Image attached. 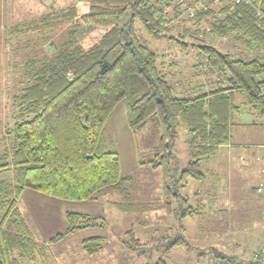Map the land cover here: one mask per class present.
<instances>
[{"label": "trees", "instance_id": "16d2710c", "mask_svg": "<svg viewBox=\"0 0 264 264\" xmlns=\"http://www.w3.org/2000/svg\"><path fill=\"white\" fill-rule=\"evenodd\" d=\"M78 1L88 5L87 14L70 6L13 28L15 33H50L67 26L64 40L50 56L24 63L21 89L12 97L14 123L6 130L5 149L0 153V176L10 175L9 180L0 179V264L46 260L18 207L25 190L72 202L95 200L104 190H112L122 202L130 201L131 179L121 175L118 154L105 150L103 135L121 102L131 131L148 123L158 131L152 159L139 165L161 171L162 206L180 221L198 215L181 191L190 181H205L203 165L230 144L234 115L241 107L237 99L264 118V0H224L219 12L214 10L215 0H193L205 5V10L194 14L196 24H209L214 36H232L255 56L236 59L211 45H198L205 67L218 79L209 90L195 86L182 94L168 82L158 54L136 28L140 24L155 41L170 40L187 47L170 35V20L160 1ZM97 29L103 30L99 38L85 47V39ZM179 129L189 135L190 161L177 177L172 149ZM173 201L177 208L172 207ZM65 221V231L50 243L106 225L102 216L76 212H66ZM184 232L180 225L174 239L164 238L165 254L191 248ZM81 244L82 251L93 257L105 240L94 236ZM123 244L134 250L141 243L132 237Z\"/></svg>", "mask_w": 264, "mask_h": 264}, {"label": "rangeland", "instance_id": "374dc122", "mask_svg": "<svg viewBox=\"0 0 264 264\" xmlns=\"http://www.w3.org/2000/svg\"><path fill=\"white\" fill-rule=\"evenodd\" d=\"M158 1L170 20V35L187 47L183 49L170 40L155 41L147 36L140 24H136V28L158 54V62L164 65L168 82L176 86L179 94L195 86L209 90L218 79L205 67L198 45H211L236 59L254 58V52L232 36H214L209 32V24L193 21L196 12L205 10L204 4H195L193 0H171L170 4L163 5L162 0ZM224 3V0H215L214 10L219 12ZM70 6H76L81 14L88 13V5L78 0H0V153L5 149L6 130L14 123L12 97L21 89L19 79L24 63L30 58L50 56L53 47L64 40L67 26L50 33L48 30L15 33L13 28L38 22L40 17ZM102 31L93 32L85 39L84 46L93 44ZM263 123L261 119V123L256 121L255 125L246 128L243 126L247 122L236 119L231 143L264 140ZM103 135L105 150L118 154L121 175L131 179L132 198L122 202L117 193L104 190L95 200L72 202L25 190L18 207L46 258H38L35 264H155L159 260L168 264H249L257 261L264 264V178L259 177H264L262 155L259 161L249 160L247 168L246 161L229 158L230 146L221 147L203 165L202 170L207 171L206 180L190 181L181 191V196L188 198L189 205L198 211V215L180 221L162 206L161 171L139 165V162L152 159V148L158 142L156 128L148 123L139 131H131L126 123L125 103L121 102L108 120ZM188 141L189 135L179 129L172 149V165L177 177L190 161ZM247 154L250 156L253 151ZM9 176L0 178L9 180ZM260 185L261 193L256 191ZM178 203L181 205L182 200ZM178 203L173 201L172 207L177 208ZM66 212L102 216L106 225L50 243L56 234L65 231ZM180 225L185 228L184 236L191 248H178L165 254L164 238L174 239ZM129 231L133 232L132 236L127 234ZM94 236L102 237L105 244L101 252L88 257L82 251L81 243ZM132 237L141 243L134 250L123 244Z\"/></svg>", "mask_w": 264, "mask_h": 264}, {"label": "crops", "instance_id": "0c3cea01", "mask_svg": "<svg viewBox=\"0 0 264 264\" xmlns=\"http://www.w3.org/2000/svg\"><path fill=\"white\" fill-rule=\"evenodd\" d=\"M237 103L238 106L240 105L242 108L241 110L236 113L234 115V121L237 119L239 120L240 118L243 119V121L248 124L244 125L243 127H248V126H252V125H255L256 121H259V123H261V119H262V122H264V119L262 116H259L255 113H253L251 110L249 111L248 107L244 104V101L242 100V98H238L237 99ZM250 123H249V122ZM254 124H253V122ZM264 126V123L263 125ZM231 143V142H230ZM255 143V142H254ZM246 143V142H243V141H236L234 143H231V145H226V147L230 146V148H232V150L230 151L231 154H230V159H232L233 161L235 160H241V161H246L247 162V168L250 166L248 161L249 160H253V159H256L257 161L260 160V156L262 155V159L264 160V140H258V143ZM225 147V146H224ZM250 151H253V154L248 156V152ZM259 151V153H258ZM228 158V160H229ZM239 158V159H238ZM262 166H263V169H264V163H262ZM251 172L252 170L249 169ZM253 175H255V170L253 171ZM245 177H249L245 174ZM259 177H262L264 178L263 176H259ZM2 179V178H0ZM258 179V177H257ZM251 180V178L249 177V181ZM262 188V185L256 187V191L259 193H261V189Z\"/></svg>", "mask_w": 264, "mask_h": 264}, {"label": "built area", "instance_id": "2783aa9c", "mask_svg": "<svg viewBox=\"0 0 264 264\" xmlns=\"http://www.w3.org/2000/svg\"><path fill=\"white\" fill-rule=\"evenodd\" d=\"M163 1V5H167L170 4L171 0H162Z\"/></svg>", "mask_w": 264, "mask_h": 264}]
</instances>
